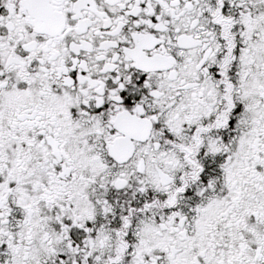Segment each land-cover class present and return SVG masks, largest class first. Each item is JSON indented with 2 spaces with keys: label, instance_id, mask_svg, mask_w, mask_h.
<instances>
[{
  "label": "flooded vegetation",
  "instance_id": "af4514ba",
  "mask_svg": "<svg viewBox=\"0 0 264 264\" xmlns=\"http://www.w3.org/2000/svg\"><path fill=\"white\" fill-rule=\"evenodd\" d=\"M0 264H264V0H0Z\"/></svg>",
  "mask_w": 264,
  "mask_h": 264
}]
</instances>
